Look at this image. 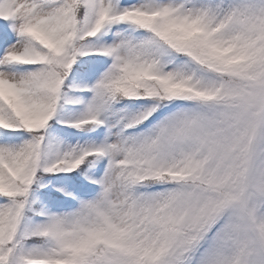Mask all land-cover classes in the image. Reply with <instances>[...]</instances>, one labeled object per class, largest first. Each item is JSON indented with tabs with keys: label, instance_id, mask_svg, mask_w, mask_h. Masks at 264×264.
<instances>
[{
	"label": "snow or ice",
	"instance_id": "1",
	"mask_svg": "<svg viewBox=\"0 0 264 264\" xmlns=\"http://www.w3.org/2000/svg\"><path fill=\"white\" fill-rule=\"evenodd\" d=\"M0 264H264V0H0Z\"/></svg>",
	"mask_w": 264,
	"mask_h": 264
},
{
	"label": "trees",
	"instance_id": "2",
	"mask_svg": "<svg viewBox=\"0 0 264 264\" xmlns=\"http://www.w3.org/2000/svg\"><path fill=\"white\" fill-rule=\"evenodd\" d=\"M84 59H88V57H84Z\"/></svg>",
	"mask_w": 264,
	"mask_h": 264
}]
</instances>
